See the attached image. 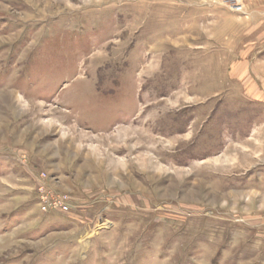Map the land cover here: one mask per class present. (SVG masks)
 I'll return each instance as SVG.
<instances>
[{"label": "rangeland", "instance_id": "obj_1", "mask_svg": "<svg viewBox=\"0 0 264 264\" xmlns=\"http://www.w3.org/2000/svg\"><path fill=\"white\" fill-rule=\"evenodd\" d=\"M0 264H264V0H0Z\"/></svg>", "mask_w": 264, "mask_h": 264}, {"label": "built area", "instance_id": "obj_2", "mask_svg": "<svg viewBox=\"0 0 264 264\" xmlns=\"http://www.w3.org/2000/svg\"><path fill=\"white\" fill-rule=\"evenodd\" d=\"M41 209L43 211L53 210V211H60L63 213L68 212V206L67 205H64L63 207H58L53 202H50L48 200L47 201L44 200L42 202Z\"/></svg>", "mask_w": 264, "mask_h": 264}]
</instances>
